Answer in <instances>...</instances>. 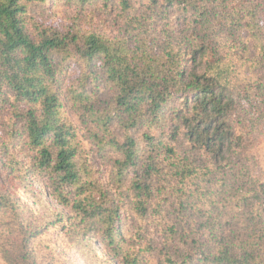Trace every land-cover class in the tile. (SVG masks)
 <instances>
[{"label":"trees","instance_id":"1","mask_svg":"<svg viewBox=\"0 0 264 264\" xmlns=\"http://www.w3.org/2000/svg\"><path fill=\"white\" fill-rule=\"evenodd\" d=\"M49 1L0 0V106L31 161L14 157L11 173L43 180L68 213L41 227L0 188L4 263L41 264L36 238L68 224L105 264H264V170L245 157L250 137L264 144V0H66L116 12V37L81 16L67 31L33 23ZM73 57L79 125L58 84ZM0 142L5 166L12 142Z\"/></svg>","mask_w":264,"mask_h":264},{"label":"rangeland","instance_id":"2","mask_svg":"<svg viewBox=\"0 0 264 264\" xmlns=\"http://www.w3.org/2000/svg\"><path fill=\"white\" fill-rule=\"evenodd\" d=\"M79 10L73 5L69 4L66 0H50L46 5L33 4L31 7L28 18L34 21L33 23L41 24L48 27H53L57 30L67 31L74 26V23L82 17L83 22L80 23L81 29L84 31H99L108 36L116 37L120 34L119 25L116 23L118 16L116 12H112L111 15H103L101 12L91 14L90 9ZM82 12V14L80 13ZM81 14V15H80ZM76 58L68 61V65L64 72L60 73L59 88L61 92V102L63 104L62 114L67 120H71L74 124L77 118L80 116L79 112L71 107L70 100L67 99L66 90L68 85L77 81L81 77V68L79 67ZM261 75V72H259ZM95 84L88 85L89 89H94ZM111 93L106 90L100 89L98 92V98L101 101L109 100ZM9 105L0 106V137L3 142H12L7 145L9 151L7 157L2 164L0 158V188L9 192L15 196L24 205V208L28 212V218L30 221H36L41 227H44L47 221L55 219L57 212H63L66 215L68 212L52 201L46 193L45 182L40 179H36L33 176L27 177L26 182L17 180L15 174L11 173V166L15 162L14 157H17L18 164L23 169H28L31 161L29 158L28 148L25 140L20 137L19 139L9 138L10 128L13 121L10 120ZM76 122V123H75ZM83 126V124H81ZM238 132V130H237ZM84 131L81 130L80 139L82 140V146L88 153V156L92 155L90 152V144L86 142L84 137ZM262 133L259 132L248 139L247 151L245 152L246 162L250 166H255L258 170H264V144L261 142ZM1 146V142H0ZM2 147V146H1ZM0 147V156L2 150ZM18 165V166H19ZM108 171V170H107ZM104 174L106 183L111 184L109 180V174ZM28 219V220H29ZM74 233L71 231L70 226L67 224L66 229H61L60 224L49 226L42 233L41 236L36 238L33 243L34 251L41 261V264H105L101 260L104 257V251L99 246L87 248L85 244L82 246L76 244ZM92 253H91V252ZM150 262L149 264H154ZM0 264H5L0 256Z\"/></svg>","mask_w":264,"mask_h":264}]
</instances>
